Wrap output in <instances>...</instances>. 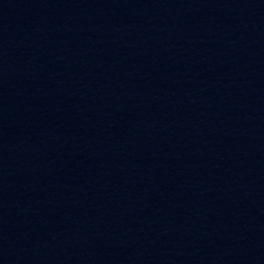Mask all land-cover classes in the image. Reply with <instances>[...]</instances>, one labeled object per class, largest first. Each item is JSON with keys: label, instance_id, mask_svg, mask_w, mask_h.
Wrapping results in <instances>:
<instances>
[{"label": "water", "instance_id": "1", "mask_svg": "<svg viewBox=\"0 0 264 264\" xmlns=\"http://www.w3.org/2000/svg\"><path fill=\"white\" fill-rule=\"evenodd\" d=\"M0 264H264V0H0Z\"/></svg>", "mask_w": 264, "mask_h": 264}]
</instances>
